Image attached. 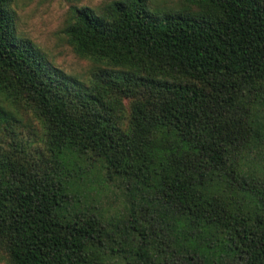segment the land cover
<instances>
[{
  "label": "trees",
  "instance_id": "1",
  "mask_svg": "<svg viewBox=\"0 0 264 264\" xmlns=\"http://www.w3.org/2000/svg\"><path fill=\"white\" fill-rule=\"evenodd\" d=\"M15 1L0 0V254L264 264V0L71 4L82 79L18 36ZM91 173L122 193L116 214Z\"/></svg>",
  "mask_w": 264,
  "mask_h": 264
},
{
  "label": "rangeland",
  "instance_id": "2",
  "mask_svg": "<svg viewBox=\"0 0 264 264\" xmlns=\"http://www.w3.org/2000/svg\"><path fill=\"white\" fill-rule=\"evenodd\" d=\"M109 0H16L11 9L14 12L15 31L23 39H27L38 47L45 55L47 62L53 67L82 79L88 69V62L73 54L66 44L61 28L68 14L69 6L87 5L96 9ZM179 0H147L150 8L175 7ZM91 184L100 188L93 203L105 216L116 214L122 207L124 197L119 189H104L95 182L91 173ZM96 184H95V183ZM0 264H10L0 254Z\"/></svg>",
  "mask_w": 264,
  "mask_h": 264
}]
</instances>
